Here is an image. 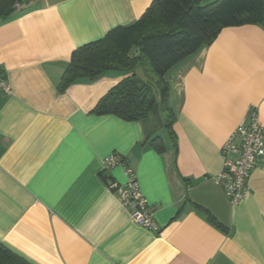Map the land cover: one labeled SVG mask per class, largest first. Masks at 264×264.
<instances>
[{
	"label": "crops",
	"instance_id": "crops-1",
	"mask_svg": "<svg viewBox=\"0 0 264 264\" xmlns=\"http://www.w3.org/2000/svg\"><path fill=\"white\" fill-rule=\"evenodd\" d=\"M152 2L36 0L0 18L12 87L0 90V241L29 264H264V159L238 205L216 179L238 125L254 111L264 125L262 25L223 28L171 69L176 144L164 121L153 130L164 152L142 121L94 112L124 77L145 76L142 66L59 90L74 49ZM113 153L135 172L157 229L136 224L109 187L127 181L122 165L106 164Z\"/></svg>",
	"mask_w": 264,
	"mask_h": 264
},
{
	"label": "trees",
	"instance_id": "trees-1",
	"mask_svg": "<svg viewBox=\"0 0 264 264\" xmlns=\"http://www.w3.org/2000/svg\"><path fill=\"white\" fill-rule=\"evenodd\" d=\"M32 1L36 0H0V18L24 10ZM203 1L153 0L136 21L113 27L103 37L74 49L59 90L64 92L81 80L94 82L107 71L130 72L142 66L145 76L133 73L124 77L99 100L94 112L142 121L146 140L164 152L165 143L153 130L164 121L176 144V112L169 101L171 69L212 44L223 28L245 24L264 27V0ZM209 218L215 222L211 215ZM0 264L29 263L0 241Z\"/></svg>",
	"mask_w": 264,
	"mask_h": 264
},
{
	"label": "built area",
	"instance_id": "built-area-1",
	"mask_svg": "<svg viewBox=\"0 0 264 264\" xmlns=\"http://www.w3.org/2000/svg\"><path fill=\"white\" fill-rule=\"evenodd\" d=\"M0 90L11 93L12 87L0 60ZM224 155L223 170L216 177L224 188L232 205H238L250 194L249 178L259 163L264 159V125L254 111L251 120L243 122L231 134L222 149ZM236 153L230 158L229 153ZM108 166L122 165L127 175L124 184L111 183L109 187L119 197L122 205L129 212L131 219L147 229H157L153 218V208L142 194L135 172L127 161L111 154L106 159Z\"/></svg>",
	"mask_w": 264,
	"mask_h": 264
},
{
	"label": "rangeland",
	"instance_id": "rangeland-1",
	"mask_svg": "<svg viewBox=\"0 0 264 264\" xmlns=\"http://www.w3.org/2000/svg\"><path fill=\"white\" fill-rule=\"evenodd\" d=\"M212 1H214V0H204L203 3L206 4V3H210V2H212ZM152 119H153V118H152ZM156 123H157V122H156ZM159 128L161 129V126H160Z\"/></svg>",
	"mask_w": 264,
	"mask_h": 264
}]
</instances>
